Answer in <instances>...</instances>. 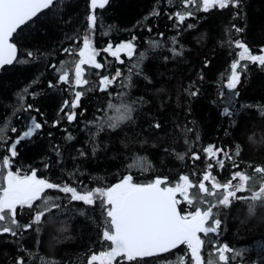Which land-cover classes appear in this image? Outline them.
Masks as SVG:
<instances>
[{
	"label": "trees",
	"instance_id": "obj_1",
	"mask_svg": "<svg viewBox=\"0 0 264 264\" xmlns=\"http://www.w3.org/2000/svg\"><path fill=\"white\" fill-rule=\"evenodd\" d=\"M177 11L193 15L180 23ZM92 14L89 0H57L14 35L17 60L0 72V127L5 129L0 157H11L12 170H35L38 178L81 192L114 185L127 175L136 183L166 177L169 185L181 182L183 175L195 184L208 171L219 182L241 170L260 177L253 169L264 167V66L241 61L247 68L237 69L236 88L228 89L227 83L241 51L235 47L237 40L253 54L264 48V0H239V6L208 11H203L201 0L198 5H187L186 0H111L96 12L94 30L88 19ZM90 32L104 68L86 65L89 84L82 87L59 82L62 67L74 80L70 65L79 59L83 37ZM126 41L135 45L136 55L129 59L120 54L124 63L103 51ZM141 53L145 58L129 76ZM117 70L122 76L107 91L98 90L101 76L112 78ZM75 91L83 95L71 108ZM109 103L130 105L131 119L109 128L105 118L115 114L107 108ZM70 112L76 113L72 121L66 115ZM33 119L42 127L17 144L13 157L10 146ZM102 122L103 130L98 131ZM209 146L224 150L218 156L224 160L223 170L207 158L204 149ZM194 154L200 158L193 159ZM141 160L143 168L129 167ZM204 183L210 188L211 181ZM195 192L190 189V197ZM45 195L59 196L55 202L60 207L33 228L19 229L16 236L0 234V264H18L21 259L24 264H87L92 254L108 250L110 242L102 239L105 211L99 201H70V194L58 189L46 190ZM262 203L257 202L252 213L246 200L213 209L221 220L219 235L205 238L202 255L213 245L228 244L242 253L230 264H264ZM197 206L207 204L189 206L182 200L179 205L182 214ZM16 219L21 225L29 223L30 210L18 209ZM184 251L182 245L132 262L118 257L114 264H168Z\"/></svg>",
	"mask_w": 264,
	"mask_h": 264
},
{
	"label": "snow or ice",
	"instance_id": "obj_2",
	"mask_svg": "<svg viewBox=\"0 0 264 264\" xmlns=\"http://www.w3.org/2000/svg\"><path fill=\"white\" fill-rule=\"evenodd\" d=\"M55 0H0V67L12 64L17 59V47L10 42L22 26L31 22L41 11L53 6ZM93 13L97 8L103 9L108 0H90ZM200 0H186L187 5H198ZM229 4L239 6V0H202L203 11L211 8H226ZM199 10V7L197 8ZM157 13H153L156 15ZM193 13L188 11L182 13L177 11L175 16L180 23L191 16ZM91 28L94 30L97 24V17L93 14L88 17ZM189 27H191L189 25ZM241 31V29H236ZM235 47L241 49L238 52V59L231 64V75L228 78L227 88L235 89L240 81L238 68L244 70L247 64L241 65V61H249L253 64L258 63L264 66V54H252L246 44L237 40ZM65 51H69L65 49ZM105 52H110L112 57L124 63L120 59V53L124 52L131 59L135 52V45L129 41L119 44L114 50L109 44ZM264 51V50H262ZM98 51L93 46L91 32L83 37V48L79 51V59L72 62L71 71L74 73V80L70 79L69 71L62 67L58 81L73 88L82 87L89 84L85 78L88 65L93 69H103L104 65L97 61ZM28 55H32L29 53ZM145 58L141 53L132 68L129 69V76L133 69L138 68ZM122 76V72L117 70L112 78L103 75L99 79L100 91H107L115 80ZM53 86V85H50ZM27 92V89H25ZM195 93H193L194 95ZM82 91H75L71 108L79 105ZM65 102L64 107H68ZM29 108L31 105L28 106ZM107 108L115 114L106 117L109 128H117L121 122L131 119L132 107L121 103L119 106L109 103ZM226 116L231 113L225 109ZM67 119L72 121L76 118L75 112L67 113ZM42 125L33 119L32 126L25 130L19 139L10 146L11 155H16V146L22 140L30 138L34 132ZM156 127H159L157 124ZM103 130V122L98 131ZM5 129L0 127V138ZM11 131H16L12 128ZM71 137H69L70 139ZM207 158L215 161L218 169L223 170L224 160L219 159L223 149H215L209 146L204 149ZM238 151L236 155H238ZM183 159V157H180ZM199 154H194L193 159H199ZM231 157H229L230 159ZM3 166L6 175L3 176V184H0V234L10 233L16 236L19 229H31L34 224L43 222L47 212L53 208H59L60 204L55 201L60 197L45 195L46 190L58 189L59 192L70 194V201H81L88 205H95L97 201L103 206L105 211L104 228L102 231L103 241L110 242L107 251L92 254L87 264H114L118 257H122L129 262L137 261L138 258L153 257L159 254L169 253L180 246H185L183 255H177L168 264H230V259H235L242 255L241 252L234 251L228 244L213 245V249L202 255L206 239L210 234L219 235L221 220L218 213L213 209L220 206L229 207L233 200L249 201V212L255 211L257 202H264V167L256 166L254 173L261 174L259 178L255 175L250 176L244 171H234L230 174L226 182L217 181L211 171L202 176V181L195 184L189 176L183 175L179 178L181 182L169 185L166 177H157L148 183L133 182L132 175L125 176L121 181L106 187H95L86 192L78 191L76 187L65 184L61 186L49 182L46 179L38 178L35 170L30 174H21L19 171H12L10 160L4 158ZM129 167H144L143 160ZM213 164H208L210 170ZM234 168L239 165L234 164ZM211 181L210 188L204 182ZM251 181V185H250ZM250 185V186H249ZM196 189L192 197L189 195L190 189ZM250 192V196L239 195L238 193ZM177 194L189 206L195 202L196 205L207 204L206 207H195L194 211L182 214L179 205L182 202L177 199ZM207 197H213L208 201ZM39 201L40 204L36 205ZM34 205L36 207L34 208ZM264 206V203H262ZM25 208L30 210L31 221L21 225L16 219L18 209L23 211ZM211 221V223H209ZM38 230V229H37ZM203 234V237L201 236ZM208 243H212L208 241ZM231 253V257L230 254ZM18 264H24L23 259Z\"/></svg>",
	"mask_w": 264,
	"mask_h": 264
},
{
	"label": "rangeland",
	"instance_id": "obj_3",
	"mask_svg": "<svg viewBox=\"0 0 264 264\" xmlns=\"http://www.w3.org/2000/svg\"><path fill=\"white\" fill-rule=\"evenodd\" d=\"M201 3H202V0H201ZM126 42H129V41H126ZM126 42H123V43H126ZM262 50H264V48ZM262 50L258 54H264V51H262ZM122 53L125 54L124 52H121L120 54H122ZM97 60H98V57H97ZM4 158H8L10 160V168H11V164H12L11 163V157L10 156L5 155L4 157H0V184H3V176L6 175V170H7L3 166V160H4ZM11 170H12V168H11ZM12 171H14V170H12ZM14 172H16V171H14ZM177 199L182 201V197L179 194H177Z\"/></svg>",
	"mask_w": 264,
	"mask_h": 264
},
{
	"label": "water",
	"instance_id": "obj_4",
	"mask_svg": "<svg viewBox=\"0 0 264 264\" xmlns=\"http://www.w3.org/2000/svg\"><path fill=\"white\" fill-rule=\"evenodd\" d=\"M56 1H57V0H55V2H56ZM110 1H111V0H108V3L105 5V7L108 6V4L110 3ZM89 4H90V8H91L90 0H89ZM105 7H104V8H105ZM104 8H103V9H104ZM46 10H47V9L41 11L40 13H42V12H44V11H46ZM97 10H100V8H97V9L95 10V12H96ZM91 11H92V9H91ZM95 12L93 13V11H92V13H93L94 15H95ZM40 13H38V15H39ZM24 26H25V25H24ZM22 27H23V26H22ZM14 35H15V34H14ZM14 35H13L11 41H10V42H12V43H15V41H14ZM15 44H16V43H15ZM16 47H17V57H18L19 48H18L17 44H16ZM16 60H17V59H16ZM16 60H14L12 64H14ZM12 64L4 65V66L0 67V72L2 71V69H3L4 67H6V66H10V65H12ZM179 208H180V207H179Z\"/></svg>",
	"mask_w": 264,
	"mask_h": 264
},
{
	"label": "bare ground",
	"instance_id": "obj_5",
	"mask_svg": "<svg viewBox=\"0 0 264 264\" xmlns=\"http://www.w3.org/2000/svg\"><path fill=\"white\" fill-rule=\"evenodd\" d=\"M90 10H91V8H90ZM97 11H98V10H97ZM97 11H96V12H97ZM91 12H92V11H91ZM96 12H95V16H96ZM92 15H93V14H92ZM159 255H160V254H159ZM144 258H145V257H144Z\"/></svg>",
	"mask_w": 264,
	"mask_h": 264
}]
</instances>
